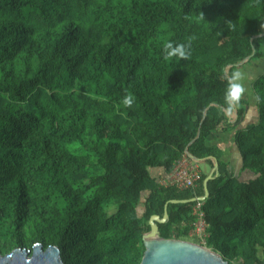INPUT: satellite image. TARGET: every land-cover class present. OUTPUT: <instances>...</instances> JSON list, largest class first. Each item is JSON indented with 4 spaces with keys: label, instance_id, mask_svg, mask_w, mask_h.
Here are the masks:
<instances>
[{
    "label": "trees",
    "instance_id": "obj_1",
    "mask_svg": "<svg viewBox=\"0 0 264 264\" xmlns=\"http://www.w3.org/2000/svg\"><path fill=\"white\" fill-rule=\"evenodd\" d=\"M263 19L264 0H0V253L39 242L62 264H139L167 204L160 236L189 240L197 200L170 201L203 197L209 174L162 181L190 153L219 163L196 241L264 263V70L223 112L226 76L264 59ZM189 36L190 59L164 60ZM233 131L238 175L208 140Z\"/></svg>",
    "mask_w": 264,
    "mask_h": 264
},
{
    "label": "water",
    "instance_id": "obj_2",
    "mask_svg": "<svg viewBox=\"0 0 264 264\" xmlns=\"http://www.w3.org/2000/svg\"><path fill=\"white\" fill-rule=\"evenodd\" d=\"M189 155L199 162L202 160L190 153ZM207 159L214 160V168L204 180L205 195L187 200H171V203H191L197 199L201 201L208 199V182L218 175L219 163L215 158ZM214 173L216 174L214 175ZM167 205L163 217L154 214L150 218L151 229L144 234L145 251L139 264H233L220 253L205 245L174 237H161L158 222L168 219ZM0 264H62V260L58 246L48 245L43 248L41 243L36 242L32 248L16 247L9 253H0Z\"/></svg>",
    "mask_w": 264,
    "mask_h": 264
},
{
    "label": "clouds",
    "instance_id": "obj_3",
    "mask_svg": "<svg viewBox=\"0 0 264 264\" xmlns=\"http://www.w3.org/2000/svg\"><path fill=\"white\" fill-rule=\"evenodd\" d=\"M201 18L204 16L202 14ZM195 36H189L186 42L177 43L173 40H166L162 46L164 60L168 61L173 58L178 60H188L191 57L192 41ZM246 73L239 68L231 71L226 76V88L223 95V112L227 117H232L235 111L239 108L241 100L248 94L249 89L246 86ZM259 104L262 98L259 93L253 97ZM135 101V97L131 94H126L122 98V103L126 108H131Z\"/></svg>",
    "mask_w": 264,
    "mask_h": 264
},
{
    "label": "built area",
    "instance_id": "obj_4",
    "mask_svg": "<svg viewBox=\"0 0 264 264\" xmlns=\"http://www.w3.org/2000/svg\"><path fill=\"white\" fill-rule=\"evenodd\" d=\"M201 179L202 171L199 165L193 162L187 155H184L175 163L173 171L162 181V184L165 186H175L179 190H186L195 188ZM204 202L197 199L193 207L195 220L192 222V229L190 230V233L193 232L194 235L200 236L202 239H205L207 236Z\"/></svg>",
    "mask_w": 264,
    "mask_h": 264
},
{
    "label": "rangeland",
    "instance_id": "obj_5",
    "mask_svg": "<svg viewBox=\"0 0 264 264\" xmlns=\"http://www.w3.org/2000/svg\"><path fill=\"white\" fill-rule=\"evenodd\" d=\"M259 27H260V29L261 30H264V19L261 21V24H259ZM249 68L250 69V72H251V74H249V76L246 78V81H245V83L246 84H250V82H251V76H254L255 74H253V70H254V68H256V67H259L258 68V72L260 73L261 71H263L264 70V59H262L261 61H259V62H257V63H252V64H249V65H246L245 67H243V68H239L240 70H244V68ZM213 138V137H212ZM212 138H209L208 140H209V143H211V144H214L216 147H218L219 149H221L222 151H223V153H224V151L226 150V153H228V150H227V147L229 146H226V143H225V141H224V139H226V140H228V137H226V138H219V139H212ZM226 142H228V141H226ZM187 156L193 161V162H195V163H197L198 165H199V167H200V169H201V171L203 172V173H205V174H209V173H211V168H210V164L206 161V160H201L200 162L199 161H197V160H195V159H193L192 157H190V155L189 154H187ZM238 167H239V165H237V164H235L234 165V172H235V174H237L238 175ZM155 173V172H154ZM240 176H241V174H240ZM241 178L242 179H244L245 178V176L244 175H242L241 176ZM205 219H206V213H205ZM192 232V231H191ZM189 236L191 237L189 240L190 241H194V242H196V243H199L198 241H196V239L197 240H199V241H202V242H205V239H202V238H200V236H197V235H194L193 234V232L192 233H189ZM199 244H201V243H199Z\"/></svg>",
    "mask_w": 264,
    "mask_h": 264
},
{
    "label": "crops",
    "instance_id": "obj_6",
    "mask_svg": "<svg viewBox=\"0 0 264 264\" xmlns=\"http://www.w3.org/2000/svg\"><path fill=\"white\" fill-rule=\"evenodd\" d=\"M235 132L236 131H233L231 134H229V133H226V134L216 133L213 136H211L210 138L213 137L212 139H216L217 140L219 138H226V137H228V140L224 139V141L226 143V146L229 145L227 147L228 153H226V150L224 151V158H225V160H227L231 164L230 168L233 169V170L235 169L234 168V165L235 164L239 165V167H238V174H239L240 165H241V156H240V153H239V151L237 149L236 143L234 141ZM226 141H228V142H226ZM154 172L156 174H158L161 171H154ZM242 175L245 176V178H244L245 180L250 179L252 177V174H249L247 172H245L244 174H241V176ZM163 178H165V177H163Z\"/></svg>",
    "mask_w": 264,
    "mask_h": 264
},
{
    "label": "bare ground",
    "instance_id": "obj_7",
    "mask_svg": "<svg viewBox=\"0 0 264 264\" xmlns=\"http://www.w3.org/2000/svg\"><path fill=\"white\" fill-rule=\"evenodd\" d=\"M196 162V161H195Z\"/></svg>",
    "mask_w": 264,
    "mask_h": 264
}]
</instances>
